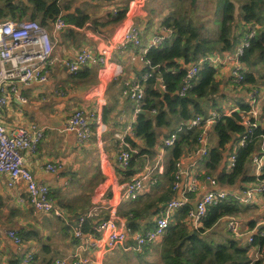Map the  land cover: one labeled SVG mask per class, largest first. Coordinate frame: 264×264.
Wrapping results in <instances>:
<instances>
[{"label": "crops", "instance_id": "crops-1", "mask_svg": "<svg viewBox=\"0 0 264 264\" xmlns=\"http://www.w3.org/2000/svg\"><path fill=\"white\" fill-rule=\"evenodd\" d=\"M34 1L11 0L12 5L6 7L5 1L0 0V6L6 9L7 15L6 19H0V21H21L19 18L12 19L13 15L24 16L21 18L22 20L31 19L29 16L32 13H37ZM45 1L50 3L54 0ZM57 1L60 4L69 1L71 8L67 13H73L80 8L94 18L103 17L118 6L127 4V0ZM158 1L129 0L125 20L116 26L112 34L109 33L108 36L93 33L86 28H76L77 33L74 37H67L64 29L68 25L60 32L53 31V22L47 26L56 44L52 58L47 65L48 80L46 82L34 81L28 84L17 83L18 94L26 101L23 102L19 95H14L2 110L0 119L10 131L31 123L38 124L44 129L45 136L37 151H24V156L35 178L50 187L51 197L57 207L61 209L63 216L59 217L36 210L28 200L26 185L19 181L10 186L8 175L1 174L0 264H24L23 260L27 251H32L35 254L31 264H56L57 259L67 257L75 252L90 259L89 264H111L110 257H108L111 252L117 253L115 264H124L130 253L139 257L136 253L137 250L128 249L129 246L136 244L132 238L114 250H104L99 245L101 235L95 226L99 222L98 218L101 220L111 213L110 202L114 198L117 199L121 187L126 182L146 174L158 179L156 183H151L146 179L145 190L138 199L120 203L118 215L127 223L128 219L124 215L122 216V213L128 211L131 206H140L145 201L160 196L169 185L164 176L165 172H159V164L164 166L165 171L170 164V149L164 148L163 141L169 136L172 127L171 129L157 128L160 135L153 154H144L134 161L136 172L133 175L128 176L117 160L124 143L122 138L116 136V133H120L124 140L131 137L136 142L138 147H133L134 152L144 147V141L135 135L138 117V113L135 112L137 103L124 91L139 83L146 69L140 59L138 49L132 44L123 48L121 43L124 41L127 31L133 26H138L142 30V42L146 46L150 45L155 35L162 34L166 18L174 9L181 7L182 1L176 0L167 6L158 5ZM199 1L204 10L203 15L207 16L201 21L204 23L202 32L206 33V37L214 39L219 26L215 10L216 5L219 7L220 4H217V0L215 2L214 0ZM242 3L236 4L241 5ZM175 4L176 7H174ZM43 13L44 11L39 12V14ZM37 21L40 22L41 19L38 18ZM235 22L237 27L234 31L240 36L239 45L247 24L241 19ZM240 24L243 27L242 32H240ZM259 26L261 27L260 24ZM169 29L172 32L166 33L167 39L174 36L173 29ZM213 32H215L214 35ZM83 49L106 54L107 62L103 65H83L80 69L97 68L96 73L76 80L67 68L66 62L74 59L77 53ZM227 53H231V51H220L215 48L205 57L216 58L214 63L208 61L216 68V80L220 83V91L216 94V99L222 111L230 115L234 111H240L241 103H249L246 98L248 95L250 96L253 84L236 82L234 62L227 59ZM179 62L185 68L189 65L184 62V59H179ZM244 67H246L245 64ZM260 90L262 93L258 94H262L264 98V86ZM202 103L207 104L206 101H202ZM262 105L259 106L261 113ZM218 107H208V116L212 113H220L217 111ZM77 108L96 111L93 118V137L83 144L78 142L76 133L66 129L69 117ZM185 122L183 118L176 117L174 126L178 127ZM212 126L213 124H204L194 128L195 132L205 135L208 151L217 142ZM200 146L199 142L196 143L194 139L183 143L182 155L179 158L182 161L183 176L181 187L175 190L173 198L187 199L189 194H193L194 202L212 188H224L230 192L240 193L251 183L259 180L246 184L239 180L232 186H221L218 181V186L213 187L205 178L208 175L205 167L208 153L204 156L197 153ZM235 148L236 142L232 141L225 153L228 171L230 170L228 157ZM260 153L262 152L254 154ZM50 163L57 165L58 170L48 169L47 165ZM224 164L223 167H225ZM256 166L252 156L247 165L249 175L259 176L262 174L263 170L258 171ZM194 174L199 176V188L196 193H190L186 191V187L190 177ZM209 175L217 179L215 174ZM188 200L192 201V198ZM239 204L241 211L238 215L222 218L210 230H217L218 237L214 236V239L218 240L220 236L231 233L241 244L248 245L250 244L248 237L254 233V230L264 228V194H258L250 203ZM94 209H97V215L89 217L96 220L93 227L95 230L85 232L82 239L75 237L73 232L78 222L77 219ZM152 214L153 212H151ZM247 215L249 217H246ZM156 216L149 217L145 214L144 218L139 221V229L147 228L150 223H154ZM230 220L236 222L238 233L230 229ZM253 224H255L254 227ZM222 226H226V229H221ZM12 229L16 230L23 238L21 245L9 237L8 231ZM142 251V249L138 250V253ZM263 253L258 245L252 246L249 250V255L254 259L261 258Z\"/></svg>", "mask_w": 264, "mask_h": 264}, {"label": "trees", "instance_id": "trees-1", "mask_svg": "<svg viewBox=\"0 0 264 264\" xmlns=\"http://www.w3.org/2000/svg\"><path fill=\"white\" fill-rule=\"evenodd\" d=\"M4 1L6 7L12 5L11 0ZM220 1L219 7H216L215 10L217 11V23L220 30L214 39L203 35L204 23L196 22L193 19L194 9H181L179 7L174 9L164 22L166 27L173 29L174 36L166 39L159 47H150L147 52V58L150 59L156 69L146 81V98L143 110L153 116V119L146 114H138L135 135L144 141V147L133 153L129 169L124 170V172L128 176L133 175L136 172L134 161L144 154H153L160 135L157 128L171 129L172 127L170 134L176 132L179 138L173 147H168L171 159L164 174L167 178L166 182L169 183L165 191L160 196L149 199L140 206H131L128 211L122 213V216L127 217L128 225L134 230L140 228L139 221L144 218L145 214L149 217L158 215L163 205L174 197L173 173L175 163L182 155L183 143L190 139L196 140L197 143L200 136L201 132H195L196 129L194 128L188 129L185 123L178 127L174 126L175 118L180 117L187 122L198 115L207 117L208 107L219 106L216 99V94L220 91V83L216 80L217 70L208 61L203 63L195 85L186 97L168 94L162 99L161 93L155 89V84L160 77L166 90L170 93L175 92L181 85L187 71L179 59H184L186 64H190L207 56L212 49L218 48L220 51L233 52L238 47L240 36L234 31L237 27L235 22L236 1ZM68 2L60 4L57 0L50 3L45 0H35L37 13H32L29 18L34 20L39 18L42 25L49 26L61 15L68 25L64 29L67 37H74L77 33L76 28H86L93 33L108 36L109 33L112 34L116 26L125 20L129 8V0H127L126 5L118 6L103 17L94 18L80 8L73 13H67L71 8V4ZM241 3L243 21L247 26L257 22L256 24H260L261 27L259 26L256 35L250 40V45L240 56V61L247 67V69L244 67V79L240 84H253L251 92L259 93L255 85L261 81L264 86V0H243ZM42 11L44 13L39 14ZM12 17V19L19 18L22 20L21 18L24 16L13 15ZM6 18V9L0 6V19ZM96 69L85 67L75 73L72 72V74L76 80L83 79L95 74ZM202 101H206L207 104L204 105ZM218 108L217 111L221 114L212 126L217 142L208 151V159L205 161L207 174H215L221 186H232L239 180L246 184L264 179V166L263 172L259 176L249 175L247 172V165L253 154L255 152H262L260 154H263L264 103L262 113L256 123L257 127L248 132L246 146L237 149L236 165L229 171L226 168L225 153L232 141L237 142L240 135L247 132L244 120L249 115L251 105L243 102L240 104V111H234L230 115L225 114L220 106ZM180 127L182 129L179 131ZM126 141L132 148L138 147L131 137H128ZM223 164L225 167L222 166ZM189 198H192V201H189L174 214V221L171 220L169 228L160 241L144 245L142 252L136 251L141 264H149L150 261L147 256L154 251L159 254L160 264H264V255L258 259L249 255L250 248L256 245L264 252V236L259 233L254 235L253 242L248 245L241 244L231 234L220 236L217 240L214 239L215 235L210 236L208 233L222 218L240 213L239 201L233 198L211 206L200 225L195 227L187 221L189 213L193 210L194 195L189 194ZM151 212H153L152 215ZM81 217H85L84 232L94 231L93 227L96 220L87 217L86 214ZM97 221L100 219L98 218ZM153 225L154 223H150L147 228H151ZM254 226L255 224H253Z\"/></svg>", "mask_w": 264, "mask_h": 264}, {"label": "built area", "instance_id": "built-area-1", "mask_svg": "<svg viewBox=\"0 0 264 264\" xmlns=\"http://www.w3.org/2000/svg\"><path fill=\"white\" fill-rule=\"evenodd\" d=\"M67 26L65 19L59 15L53 21V31L60 32ZM259 25L256 23L248 24L243 35L241 43L231 53H227V59L234 62L235 66V80L241 83L244 79L243 70L244 63L240 61V56L243 55L244 50L250 45V40L256 35ZM167 32H172L168 27H162V34H157L153 37L149 46L142 42V30L138 26H133L127 31L121 47L126 48L128 44H132L140 54V59L145 66V73L139 83L124 91L137 104L135 107L136 113H141L143 104L146 98L145 84L156 67L152 65L150 59L147 58V52L150 47H159L167 39ZM55 42L52 38L51 32L47 26L42 25L39 21L34 19H23L21 21L2 20L0 21V115L2 110L7 106L10 99L18 94L17 83L28 84L34 81L46 82L48 80L49 71L47 65L49 64L55 50ZM205 61L214 63L216 58L208 56L200 59L198 62L190 63L186 68V74L182 80L179 89V95L186 97L195 85L198 73ZM107 62V56L104 53H95L89 49H83L74 59L67 61V68L71 72H77L83 65H103ZM164 86V84H163ZM165 87V86H164ZM20 99L25 102V98L19 95ZM251 110L249 115L245 118L244 124L247 127V132L240 135L236 142V148L230 153L228 157L229 169L236 165L237 149L245 147L248 139V132H251L257 127V120L260 115L258 107L259 99L258 93L252 91L250 93ZM96 111L85 110L84 108H77L69 117L66 123V129L76 133L78 142L83 144L90 141L93 137V118ZM220 117V113H212L205 117L198 115L197 117L185 122L188 129H192L204 124H214ZM184 124V123H183ZM130 127V126H129ZM180 127L178 130L180 131ZM45 136L44 129L38 124L31 123L27 126H21L14 130H8L0 119V175L6 174L9 177V185L21 181L26 185L28 200L30 204L38 211L54 214L62 217L63 213L55 204L51 197L50 187L38 181L31 168L26 163L24 151H37L39 144ZM116 136L122 138L124 145L118 155V163L123 170H128L131 159L133 157L134 149L130 144L123 139L120 133ZM178 133L174 132L164 138V148L173 147L178 140ZM201 145L198 149L202 156L208 153L207 141L204 134L198 138ZM253 161L256 163L258 171L263 170L264 166V149L263 154H254ZM47 168L52 171H57L58 166L54 163L47 165ZM182 161L179 159L175 163L174 171V185L175 190L181 187V178L183 176ZM150 172L152 170H149ZM159 172L164 173L163 165L159 164ZM206 180L213 186H218V180L212 176L207 175ZM146 179L151 183H156L158 179L146 174L141 177L134 178L126 182L121 187L117 199L114 198L110 202L111 213L102 218L95 226L96 230L101 235L100 246L104 250H114L118 246L124 245L130 238L136 244L129 246L128 249L141 250L143 246L148 243L158 242L166 233L171 224L174 214L184 205L189 202V198L180 199L173 198L163 205L161 211L155 218L154 225L151 228H142L134 230L127 222L122 220L118 215V207L121 202L128 200H136L142 194L146 187ZM199 176L192 175L187 183L186 191L196 193L199 188ZM258 194H264V179L251 183L244 188L242 192H230L224 188H212L203 194L197 201V212L192 210L189 213L187 221L192 226H199L203 217L207 214L208 209L222 201L235 199L239 203H250ZM97 215V209L91 210L86 216ZM85 217H80L74 228V236L83 238ZM230 229L238 233L239 229L235 221H229ZM259 233L264 236L263 229H255L254 233L248 237V243H252L254 235ZM9 237L17 244L23 243V238L16 230L8 231ZM35 258L32 251H27L23 260L24 264H31ZM90 259L83 257L75 252L67 257L59 258L56 264H89Z\"/></svg>", "mask_w": 264, "mask_h": 264}, {"label": "rangeland", "instance_id": "rangeland-1", "mask_svg": "<svg viewBox=\"0 0 264 264\" xmlns=\"http://www.w3.org/2000/svg\"><path fill=\"white\" fill-rule=\"evenodd\" d=\"M173 1H176V0H159L158 1V5H160V6H164V5H166L167 6V4H169V3H171V2H173ZM178 1V0H177ZM182 1V5H180L181 7V9H187V8H189V9H194V14H193V19L196 21V22H200L201 23V21H202V19L204 18V17H207V16H204L203 14H204V10H203V8H202V5H201V2L199 1V0H197L196 1V3L194 4V5H192V0H181ZM216 0H214V2H215ZM235 1H237L236 3H238L239 4V2H241L240 0H235ZM217 4L219 5L220 4V0L218 1L217 0ZM174 7H176V4H175V6ZM216 7H218L217 5H216ZM178 8V7H177ZM238 19H241V20H243V9H242V4L241 5H237L236 4V9H235V21H237ZM203 28H204V26H203ZM202 28V29H203ZM239 28H240V32H242V30H243V27H242V25L240 24V26H239ZM219 30H220V26H218L217 27V34H218V32H219ZM203 33V35L205 36L206 35V33H204V32H202ZM214 33L215 32H213L212 34L214 35ZM246 68V67H245ZM262 86H263V83L260 81V83L258 84V85H255V87H257L256 89L258 90V92H260V93H262V90H260L261 88H262ZM258 99H259V103H258V107L260 106V104L262 105L263 104V102H264V98H263V95L261 94V95H259L258 94ZM246 100L247 101H249L250 102V100H251V98H250V96L248 95L247 96V98H246ZM237 144V143H236ZM250 215V214H249ZM249 215H247L246 217H249ZM173 221H174V219H173ZM172 221V222H173ZM225 224V223H224ZM221 229H226V226H222L221 227ZM221 229H219L218 228V230H221ZM210 233V236H213V235H215L216 237H218V235L216 234L217 233V230L216 231H214V230H212V231H210L209 232ZM231 234V233H230ZM232 235V234H231ZM108 257H110V263L111 264H115V261H116V259H117V253H114V252H111V253H109V255H108ZM147 259L150 261V263L149 264H160V257H159V254H157V253H155V251L154 252H151L148 256H147ZM124 264H141V262H140V259L136 256V255H134V254H132V253H130L129 254V257L127 258V260H125V263Z\"/></svg>", "mask_w": 264, "mask_h": 264}, {"label": "water", "instance_id": "water-1", "mask_svg": "<svg viewBox=\"0 0 264 264\" xmlns=\"http://www.w3.org/2000/svg\"><path fill=\"white\" fill-rule=\"evenodd\" d=\"M197 0H192V5H194L196 3ZM155 89H157L160 93H161V98L164 99L166 95L170 94V95H179V89H180V86H178L177 90L175 92H168L166 90V88L163 86V82H162V79L161 78H158L156 80V84H155ZM141 113L143 114H146L148 117L152 118L153 119V116H151L148 112H146L145 110H142ZM197 204H198V201L195 200L193 202V210L195 212H197ZM196 233V232H195Z\"/></svg>", "mask_w": 264, "mask_h": 264}]
</instances>
